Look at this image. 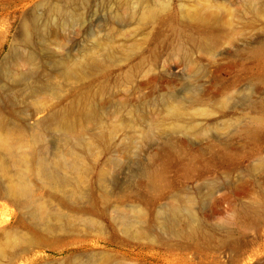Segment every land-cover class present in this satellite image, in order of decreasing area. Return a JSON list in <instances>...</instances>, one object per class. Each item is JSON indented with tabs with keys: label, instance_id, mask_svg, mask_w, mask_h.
<instances>
[{
	"label": "rangeland",
	"instance_id": "1",
	"mask_svg": "<svg viewBox=\"0 0 264 264\" xmlns=\"http://www.w3.org/2000/svg\"><path fill=\"white\" fill-rule=\"evenodd\" d=\"M168 1L174 21L143 23L133 0H0V111L38 123L48 147L84 149L94 164L72 201L108 207L78 243L36 246L34 264H264V0H215L228 23L179 21L185 0ZM68 58L95 66L69 97L78 135L50 111L31 118L21 88ZM102 193L135 197L149 235L121 230L141 223L138 211ZM188 208L203 227L195 239L176 233ZM21 215L0 200V237Z\"/></svg>",
	"mask_w": 264,
	"mask_h": 264
},
{
	"label": "bare ground",
	"instance_id": "2",
	"mask_svg": "<svg viewBox=\"0 0 264 264\" xmlns=\"http://www.w3.org/2000/svg\"><path fill=\"white\" fill-rule=\"evenodd\" d=\"M133 1L138 2L140 20L143 23L151 22L160 14L165 21H174L168 0L160 4H156L155 0ZM228 11L227 5L215 0H185L177 19L198 23H228ZM28 39L29 37H26V40ZM90 53L93 56L95 51L92 49ZM22 60L18 58L16 63ZM94 70L95 66L83 58H68L65 65L56 70L44 67L43 76L39 75L21 87L37 105L31 118L36 119L38 114L50 111L59 121L65 123L68 133L78 135L83 127L82 120L80 118L79 122L75 123L74 116L81 110L79 106L75 108L69 103L80 91L84 79ZM43 78L50 81L51 85L43 84ZM70 96L73 97L69 98ZM67 99H70L68 103L63 102ZM256 121L264 122V115L256 116ZM87 144L94 145V138H88ZM84 157V149L81 147H48L44 130L38 123L27 126L24 123L12 122L5 110L0 111V200L13 203L23 214L16 227L10 226L3 230L4 236L0 237V264H34L41 256L40 250L35 249L40 243L45 246L65 242L78 243L81 240L79 226L93 227V214L108 212L105 205L93 207L95 212L72 201V197L79 192V187L88 182L94 164L86 162ZM160 178L161 176L155 173L152 180L157 182ZM108 193H102L104 200L117 201L116 204L107 203L109 206L129 203L136 208L141 218V223L136 226L125 221L119 228L128 236L139 239L149 235V231L142 224L144 207L136 202V198L124 199L123 194L115 198ZM25 209L34 210H30V215H24ZM188 209V221L175 230L179 235L195 239L203 227L193 209ZM63 233L70 234V237L61 236ZM83 263L108 264L102 255L84 260Z\"/></svg>",
	"mask_w": 264,
	"mask_h": 264
}]
</instances>
